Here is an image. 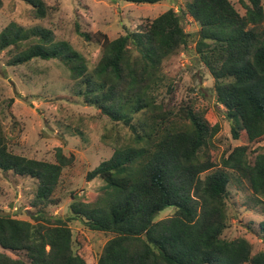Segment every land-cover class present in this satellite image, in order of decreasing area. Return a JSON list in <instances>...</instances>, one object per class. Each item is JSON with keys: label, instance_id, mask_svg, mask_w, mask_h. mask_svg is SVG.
<instances>
[{"label": "trees", "instance_id": "obj_1", "mask_svg": "<svg viewBox=\"0 0 264 264\" xmlns=\"http://www.w3.org/2000/svg\"><path fill=\"white\" fill-rule=\"evenodd\" d=\"M14 1L27 4L39 20L50 11L44 0ZM123 1L157 5L166 0ZM240 4L244 15L229 0H186L177 11L168 9L113 40L97 32L93 37L101 55L92 69L50 30L14 22L1 30L0 52L11 48L7 65L59 60L78 87L76 96L127 128L130 136L87 173V181H102L101 194L88 203L74 197L62 218L49 215L45 207L54 204L62 171L73 158L61 149L55 162L16 154L0 123V171L36 182L32 222L0 214V249L20 256L0 251V264H86L73 250L72 221L111 235L95 264H264V252L252 255L246 239L223 238L233 177L258 197L262 219L257 230H249L264 244V152L256 148L264 140V9L261 0ZM189 18L198 27L194 33L185 31ZM76 33L91 38L78 25ZM192 43L213 80L231 136L241 142L217 164L216 119L189 102L175 111L159 98L164 62ZM168 208L173 214L156 220Z\"/></svg>", "mask_w": 264, "mask_h": 264}, {"label": "rangeland", "instance_id": "obj_2", "mask_svg": "<svg viewBox=\"0 0 264 264\" xmlns=\"http://www.w3.org/2000/svg\"><path fill=\"white\" fill-rule=\"evenodd\" d=\"M240 15L245 11L240 0H229ZM50 11L46 18L33 17L30 7L20 1L0 0V32L14 22L25 28L40 27L50 30L56 41L68 42L86 60L89 69L98 62L101 48L93 37L97 32L113 40L134 32L142 24L174 9L186 0H166L157 5H135L123 0H44ZM264 9V0H261ZM90 35L86 41L76 33V26ZM186 32L194 33L198 27L189 18L184 23ZM9 49L0 52V123L12 152L28 159L55 162V153L61 149L72 157L71 165L64 168L53 193L54 204L45 207L49 215L65 218L73 198L92 202L101 194L103 183L99 179L86 180L88 172L109 159L114 148L128 141L127 128L112 123L108 117L76 96L77 85L69 78V71L59 60L30 62L9 66ZM165 82L159 90L164 104L179 110L190 103L194 110L213 116L219 131L213 138V159L221 157L241 145L233 140L224 109L216 104L213 80L199 62L192 43L187 51L179 52L163 64ZM169 88V89H168ZM79 130L82 135L76 131ZM264 152V140L256 147ZM254 157V155H253ZM252 157V159H253ZM228 229L223 238L246 239L252 255L264 252V244L249 228L257 230L262 219V208L245 184H237L233 177L228 185ZM36 182L21 178L12 172L0 171V214L7 213L20 220L32 222L35 212ZM57 203V204H56ZM173 209L162 211L156 220L170 217ZM73 234V250L86 264H95L110 234L91 231L82 223H68ZM11 258L18 253L2 251Z\"/></svg>", "mask_w": 264, "mask_h": 264}]
</instances>
